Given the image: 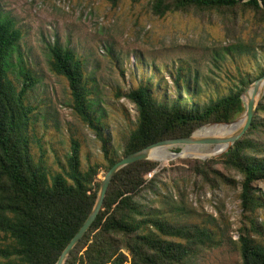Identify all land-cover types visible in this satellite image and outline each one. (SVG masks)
I'll return each mask as SVG.
<instances>
[{
  "label": "trees",
  "instance_id": "trees-1",
  "mask_svg": "<svg viewBox=\"0 0 264 264\" xmlns=\"http://www.w3.org/2000/svg\"><path fill=\"white\" fill-rule=\"evenodd\" d=\"M112 4L120 0H108ZM230 10L249 8L264 12V0H154V15L186 12L190 8ZM21 33L14 22L0 13V264H55L63 250L84 224L94 206L103 172L123 156L159 141L187 138L204 125L229 123L244 112L241 96L257 79H235L228 95L201 103L197 79L186 84V99L170 101L155 94L152 85H140L119 97L136 109L134 126L119 151L102 131L98 109H93L84 67L74 51L58 45L51 48L49 68L69 84L72 108L77 117L95 132L101 143L102 162L81 168L80 144L72 140L63 174H49L32 154L34 108L26 104L27 94L38 82L25 64L19 49ZM248 49L232 45L226 52ZM16 54V56H14ZM14 77V78H12ZM178 88L182 71L174 75ZM14 79L16 82H14ZM19 81H21L19 83ZM251 136H264V97L244 137L221 159L243 175L240 207L243 218L256 229V215L264 208V193L254 184L264 181V151L252 155L257 143ZM195 174L212 190L233 180L214 168V159L187 160ZM162 165L142 160L120 170L112 179L102 209L90 229L71 251L66 264H191L203 250L222 244V233L209 225L177 223L143 212L136 198L145 190L156 191ZM237 244L242 263L264 264V246L244 227Z\"/></svg>",
  "mask_w": 264,
  "mask_h": 264
},
{
  "label": "rangeland",
  "instance_id": "rangeland-1",
  "mask_svg": "<svg viewBox=\"0 0 264 264\" xmlns=\"http://www.w3.org/2000/svg\"><path fill=\"white\" fill-rule=\"evenodd\" d=\"M153 3L154 0H120L115 5L108 0H0V13L20 31V54L38 80L26 100L34 108L31 147L34 159L49 174L64 173L73 139L80 144L83 170L103 161L95 132L74 113L68 81L49 68L51 48L56 45L74 51L82 60L89 97L95 102L93 109H98L96 116L101 117L102 131L119 155L136 118L135 106L119 94L152 85L155 94L167 95L170 101L186 99L184 86L195 78L199 99L206 104L229 94L235 79L240 78L238 66L242 76L250 79L264 71V12L194 7L160 17L154 15ZM236 44L249 52L241 58L242 52H226ZM180 70L184 79L178 88L174 75ZM250 138L257 143L251 154L261 157L263 154L257 151H264V136ZM214 147L198 149L211 152ZM167 150L179 152L181 148ZM222 155L212 158L213 166L232 179V185L221 184L212 190L187 162L200 159L174 158L160 168L156 191L145 190L136 198L146 214H160L177 223L207 224L222 233V244L203 250L191 264H241L234 242L244 227L264 246V208L258 211L253 230L241 214L243 175L228 168ZM253 186L258 195L264 193V181Z\"/></svg>",
  "mask_w": 264,
  "mask_h": 264
},
{
  "label": "water",
  "instance_id": "water-1",
  "mask_svg": "<svg viewBox=\"0 0 264 264\" xmlns=\"http://www.w3.org/2000/svg\"><path fill=\"white\" fill-rule=\"evenodd\" d=\"M264 97V76L260 77L256 81H254L243 93L241 96V100L244 104V112L237 119L233 120L229 123H216V124H208L197 129L190 137L187 138H178L171 140H164L154 143L148 146L145 149L139 150L127 156H123L119 161H117L107 172H103L102 182L89 216L85 220L82 227L79 231L74 235L69 244L63 250L62 254L58 258L55 264H66L71 251L76 247L79 241L84 237L87 231L90 229L91 225L96 220L99 215L103 202L105 200L109 185L113 179V177L123 168L128 165L142 160L154 161L160 163L162 166L167 163L169 160L174 158H192V159H200L207 160L218 157L222 154L227 153L233 145L240 139L244 137L246 132L249 130L251 123L256 115L257 108L259 103ZM237 124H240L237 128H235L231 133L224 136H201L198 137L196 135L197 131L215 125H224L228 127H235ZM205 145H214V149L211 152H203L201 156L192 155L191 153H186V149L205 146ZM224 145L223 148L220 146ZM179 147L181 150L179 152H171L168 151L167 156L162 160L153 158L151 156V151L159 148H172Z\"/></svg>",
  "mask_w": 264,
  "mask_h": 264
},
{
  "label": "bare ground",
  "instance_id": "bare-ground-1",
  "mask_svg": "<svg viewBox=\"0 0 264 264\" xmlns=\"http://www.w3.org/2000/svg\"><path fill=\"white\" fill-rule=\"evenodd\" d=\"M238 126H240V124H237L235 127H228V126H224V125L208 126V127H205L203 129L197 131L196 135L198 137L209 136L210 134H217V133H221V134L227 133L226 135H228ZM223 147H224V145L220 146V148H223ZM167 149L168 148L154 149L151 151V156L153 158H157V159L162 160V158L164 159L167 156V153H168ZM186 153H191L192 155H198V156H201L202 154H204L202 150L198 149V147H194V148L188 147L186 149Z\"/></svg>",
  "mask_w": 264,
  "mask_h": 264
}]
</instances>
